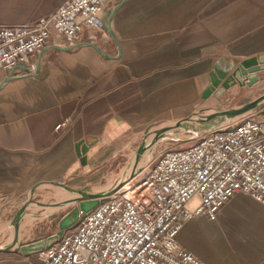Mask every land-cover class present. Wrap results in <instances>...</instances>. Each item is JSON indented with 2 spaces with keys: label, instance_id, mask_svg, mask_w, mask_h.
I'll use <instances>...</instances> for the list:
<instances>
[{
  "label": "crops",
  "instance_id": "1",
  "mask_svg": "<svg viewBox=\"0 0 264 264\" xmlns=\"http://www.w3.org/2000/svg\"><path fill=\"white\" fill-rule=\"evenodd\" d=\"M64 2L0 0V27L35 24ZM105 16L104 33H54L20 65L28 74L0 70V212L37 186L76 181L153 126L226 109L202 98L216 60L264 55V0H119ZM260 83L236 87L230 104ZM86 138L97 143L83 166L75 145ZM177 240L203 264H264V205L238 194L215 220H185ZM0 264L28 260L0 252Z\"/></svg>",
  "mask_w": 264,
  "mask_h": 264
},
{
  "label": "built area",
  "instance_id": "2",
  "mask_svg": "<svg viewBox=\"0 0 264 264\" xmlns=\"http://www.w3.org/2000/svg\"><path fill=\"white\" fill-rule=\"evenodd\" d=\"M119 0H65L31 25L0 27V70L18 72L54 33L77 39L85 30L105 32V10ZM62 125L58 126L60 129ZM264 205V110L209 130L183 149L166 150L143 176L119 190L28 264H203L177 236L185 220H215L236 195ZM195 196L199 205L187 208Z\"/></svg>",
  "mask_w": 264,
  "mask_h": 264
},
{
  "label": "rangeland",
  "instance_id": "3",
  "mask_svg": "<svg viewBox=\"0 0 264 264\" xmlns=\"http://www.w3.org/2000/svg\"><path fill=\"white\" fill-rule=\"evenodd\" d=\"M258 86L260 88L259 91L244 95L238 102L239 104L237 102L230 104L229 102L223 105L226 109L221 111H201L178 123L163 124L149 128L124 149L110 151V158L101 157L86 174L80 175L74 182H68L64 186H50L49 189L37 186L31 191L28 199L22 203L14 206L4 205L0 212V249H4L7 246H11L12 249L10 252L2 250L0 252L8 253L12 256L20 254L29 262L32 257L24 256L21 253V248L46 240L57 234L60 220L76 206V204L67 205L64 203L78 196L77 193L70 192L67 188L90 193L126 190L136 182L137 178L140 179L143 176L145 167L158 154L166 150L189 147L195 144L197 138L205 132L222 127L229 120V118H226L221 121L219 117L211 116L219 112L241 108L264 96V80ZM255 110H264V103L247 113ZM145 153L150 155V159L146 162L143 161ZM1 203L3 202H0V206L2 205ZM198 205V199H193L189 202V207ZM24 207L26 209L21 219L17 222L18 227L16 228L12 221L10 222V219L14 216L15 211H17V215ZM10 209L11 213H7Z\"/></svg>",
  "mask_w": 264,
  "mask_h": 264
},
{
  "label": "water",
  "instance_id": "4",
  "mask_svg": "<svg viewBox=\"0 0 264 264\" xmlns=\"http://www.w3.org/2000/svg\"><path fill=\"white\" fill-rule=\"evenodd\" d=\"M264 80V55L249 58L242 61H235L233 58H220L214 63L210 73V84L203 92L202 98L208 100L215 98L222 105H226L234 99L233 90L236 87L253 88ZM264 103V96L241 107L229 111L219 112L211 117H219L221 121L229 118L233 120L245 113L258 108ZM97 143L96 138H86L75 145V152L83 166H87L93 159V147ZM70 192L77 193V197L70 199L65 204H76L74 208L67 213L58 224V232L46 240L33 243L21 248V253L26 257H32L35 254L50 249L55 242L64 234L65 231L72 230L87 213L94 210L102 202L109 199L116 192L108 193H90L82 190L67 188ZM25 207L22 208L14 219V225L18 227V221L24 214ZM11 246H7L0 251L10 252Z\"/></svg>",
  "mask_w": 264,
  "mask_h": 264
},
{
  "label": "bare ground",
  "instance_id": "5",
  "mask_svg": "<svg viewBox=\"0 0 264 264\" xmlns=\"http://www.w3.org/2000/svg\"><path fill=\"white\" fill-rule=\"evenodd\" d=\"M252 113V112H251ZM248 114H250V113H247V114H245V115H243V116H240V117H238V118H236V119H233V120H228L225 124H223L222 125V127H226V126H228L229 124H231V123H237L239 120H241L242 118H244V117H246ZM142 157V156H141ZM140 157V158H141ZM150 159V155H149V153H145V155H144V158H143V161H148ZM142 161V162H143ZM141 162V163H142ZM137 166V165H136ZM23 229V228H22ZM30 230V229H29ZM25 231H27V230H25ZM32 232V231H31ZM23 233H24V231H23ZM12 240V239H11Z\"/></svg>",
  "mask_w": 264,
  "mask_h": 264
}]
</instances>
